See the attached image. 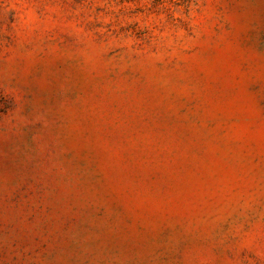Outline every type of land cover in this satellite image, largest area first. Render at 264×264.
I'll return each instance as SVG.
<instances>
[{
  "label": "rangeland",
  "instance_id": "1",
  "mask_svg": "<svg viewBox=\"0 0 264 264\" xmlns=\"http://www.w3.org/2000/svg\"><path fill=\"white\" fill-rule=\"evenodd\" d=\"M0 264H264V0H0Z\"/></svg>",
  "mask_w": 264,
  "mask_h": 264
}]
</instances>
